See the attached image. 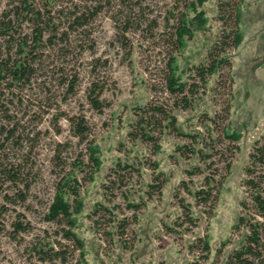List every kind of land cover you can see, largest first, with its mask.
I'll return each mask as SVG.
<instances>
[{
  "label": "rangeland",
  "instance_id": "374dc122",
  "mask_svg": "<svg viewBox=\"0 0 264 264\" xmlns=\"http://www.w3.org/2000/svg\"><path fill=\"white\" fill-rule=\"evenodd\" d=\"M36 1L43 9L44 0ZM221 1L205 0L198 7L204 23L190 38L185 36L180 50L173 42L185 0L51 1L54 21L59 16L66 26L65 14L74 4H100L101 11L87 26L70 33L68 49L37 50L41 57L31 83L6 91L1 106L5 113L0 110V151L5 154L4 161L20 168L19 188L25 193L27 183L29 189L22 201L17 189L0 178V205L4 206L0 207V264H32L35 255L31 248L38 241L61 238L67 225L58 227L44 215L58 189L67 191L65 177L77 192L69 191L65 197L72 205L74 231L83 241L85 264L225 263L243 237L244 228L234 226L242 213L240 201L245 198L244 167L253 142L264 133V0L231 1L239 3L242 33L235 50L226 47L232 56L231 66L198 88L191 108H172L180 133L199 130L209 144L205 117L222 114L229 104L228 124L240 133L238 149L228 152L229 174L210 212L196 205L192 194L210 171L206 162L214 160L212 168L218 166L221 173L222 161L213 157L205 158V162L203 156L182 155L178 146L192 147L194 143L176 131L166 129L158 136L160 148L156 153L151 144L132 141L128 136L136 119L135 106L166 96L162 76L171 55H175L176 76L183 82H192L189 76L194 74V67L206 62L208 51L224 28L219 18ZM13 2L0 0V17ZM195 14L191 11L189 17ZM22 31L29 32L30 25L24 23ZM1 41L0 50L4 51ZM72 75L77 77L73 94L60 84ZM93 82L102 86L101 111L94 109L88 98ZM68 117L84 119L88 128L84 137L74 135ZM11 129L14 136L6 140V130ZM118 161L134 164L138 171L127 173L116 167ZM153 162L156 170L152 169ZM197 166L203 173L189 176L187 170ZM158 173L166 180L160 191L150 186ZM117 175L123 177L109 184ZM110 191L113 195L108 194ZM5 194L10 201L4 199ZM181 200L190 203L195 225L183 215ZM132 202L137 206L131 207ZM99 205L114 215L104 209L94 214ZM123 218L126 227L119 235L116 221ZM16 222L29 223L30 228L16 232ZM180 222L183 225H178ZM199 238H206L210 244L208 258H204ZM78 259L79 251L70 245L65 264Z\"/></svg>",
  "mask_w": 264,
  "mask_h": 264
},
{
  "label": "trees",
  "instance_id": "16d2710c",
  "mask_svg": "<svg viewBox=\"0 0 264 264\" xmlns=\"http://www.w3.org/2000/svg\"><path fill=\"white\" fill-rule=\"evenodd\" d=\"M14 1L9 9L3 11L0 17V40L5 45V50H0V110L3 113L5 111L1 106L3 105L6 91H11L17 86L22 87L30 84L35 72L38 70L36 64L40 61L41 56L36 51L44 47H49L52 51L68 49L71 46L69 42L70 33L78 28L87 26L91 19L101 11L100 4H93L92 2L90 4H87L88 2L81 5L74 4L71 11L66 12V14L63 13L66 15V26L63 25L59 16L54 21L52 7L49 6L52 0L42 1L43 9L38 6L36 0ZM204 1L185 0V8L180 12L178 25L175 28L176 39L173 43H175L176 49L180 50L184 47L185 36L187 35L190 38L197 26L204 23L203 12L197 11ZM231 1L233 0H224L219 4V18L223 21L224 28L217 41L213 43L208 51L206 62L194 67V74L189 76L192 82H183L176 76L174 67L175 55H171L162 76V92L166 96L163 100H150L145 105H136L134 108L136 119L128 132V136L132 141L141 140L151 144L153 151L156 153L160 148V138L158 136L163 135L166 129L176 131V133L190 138L191 143L196 145L193 144L192 147L178 146L177 150L181 151L182 155L186 157L203 156L201 159L205 162L207 161L205 158L211 159L215 157V160L224 163L220 173L217 171L218 166L212 168L214 160L206 162V166L210 171L204 175L200 188L195 189L192 194L195 204L201 206L207 213L210 212L214 201L218 199L223 180L229 174L230 160L228 156L230 154L228 152H234L238 149V144L236 143L239 140L240 133L236 129H231L228 124L230 115L229 104L223 108L222 114H216V117L213 118L205 117L207 123L204 126L208 131L209 144L205 142L204 137H201L199 130H193L185 134L180 133L172 108H191L198 94V88H204L208 83L209 77L215 75L221 69L231 66L232 56L230 52L226 51V47L235 50L242 39L240 6L239 3H232ZM191 11H195L196 14L189 17ZM24 23L30 25L29 32L22 31ZM125 29L126 27H124L123 31ZM13 49L15 50L13 51ZM60 84L65 86L68 93L73 94L77 84V77L72 75L71 78H68L67 76L65 79L60 80ZM101 87L98 83L93 82L88 93V98L93 108L99 111L104 107L103 103L99 101ZM67 119L71 124L74 135L79 138L84 137L88 129L84 124V119L76 117H68ZM4 129L2 126L1 133L5 132ZM13 129L6 130V135L4 136L6 140L14 136L15 130ZM206 148H209L210 151L204 152ZM184 149L187 150L188 154ZM4 155V152L0 151V178L10 182L17 189L16 192L20 194V199L24 201L26 200L29 184L26 183L24 185L25 193H23V190L18 186L22 183H20L22 172L19 167L4 161ZM115 165L130 174L138 171L134 164L118 161ZM156 167V162H153L152 169L156 170ZM213 169H215V172ZM112 172H117V170L113 169ZM244 172L245 178L242 181V185L244 186L245 198L240 201L242 213L234 226V228L243 227L244 233L240 245L232 250L224 264H264V133L253 142ZM201 173H203V170L199 166L187 170L189 176ZM111 175L109 174V177ZM161 176V173L154 175V183L150 185L151 188L160 191L166 181ZM116 177V179L110 178L109 184L114 183L123 175H117ZM64 179L67 191L64 192L62 188L58 189L44 217L46 221L55 223L58 227L65 223L67 228H62L63 232L59 240L38 241L31 248L33 255H35V262L32 264H56L58 262L65 264L70 245H73L74 249L79 251V259L74 264H85L83 260V241L74 231L75 219L72 205L65 197V194L69 191H72L71 193L73 194L77 192L68 185L66 177ZM103 187L108 188L109 185L103 183ZM185 189L191 194L187 186H185ZM108 194L113 195L111 191ZM4 199L10 201L11 198L5 194ZM130 206L136 207L137 204L132 202ZM0 207L4 208L2 205ZM180 207L187 222L190 225H195L196 218L190 203L184 204L181 200ZM100 209H104V211L114 215L111 209L102 205L97 206L93 213L96 214ZM125 221L124 218L116 221L117 234L121 235L124 233ZM182 223L180 222L178 225H183ZM29 228V223L25 225L21 222L14 223L16 232L27 231ZM107 233L110 234V230ZM199 241L203 246L202 252L206 253L204 258H208L211 253L208 240L199 238ZM196 262L194 261L192 264H196ZM209 264H215V262L212 261Z\"/></svg>",
  "mask_w": 264,
  "mask_h": 264
}]
</instances>
